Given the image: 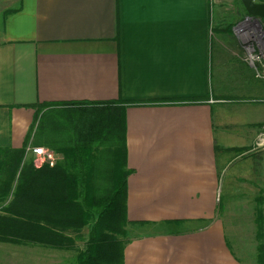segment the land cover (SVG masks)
Returning a JSON list of instances; mask_svg holds the SVG:
<instances>
[{"label": "crops", "instance_id": "obj_1", "mask_svg": "<svg viewBox=\"0 0 264 264\" xmlns=\"http://www.w3.org/2000/svg\"><path fill=\"white\" fill-rule=\"evenodd\" d=\"M210 14L211 0H0V148L25 144L39 103H130L123 264H264L261 208L236 223L217 202L225 163L264 127V101L246 100L264 76L232 64ZM75 232L71 248L8 251L74 264Z\"/></svg>", "mask_w": 264, "mask_h": 264}, {"label": "trees", "instance_id": "obj_2", "mask_svg": "<svg viewBox=\"0 0 264 264\" xmlns=\"http://www.w3.org/2000/svg\"><path fill=\"white\" fill-rule=\"evenodd\" d=\"M127 104L71 101L37 105L25 144L0 148V241L67 249L73 247L74 238L65 231L73 229L80 238L81 228L88 226L85 246L77 251L74 264H123L130 172L126 168ZM66 111L81 114L69 117L70 123L47 117ZM31 134L33 144L60 155L54 165L37 168L32 156L26 158ZM260 251L263 260L262 242Z\"/></svg>", "mask_w": 264, "mask_h": 264}, {"label": "rangeland", "instance_id": "obj_3", "mask_svg": "<svg viewBox=\"0 0 264 264\" xmlns=\"http://www.w3.org/2000/svg\"><path fill=\"white\" fill-rule=\"evenodd\" d=\"M246 15V10L241 0H211L210 30L213 33L219 32L218 35H213L212 41L215 43V37H220L224 45L232 50L231 57L235 58V60L232 59L233 65L237 62L244 66L245 62H250L255 71L253 72L251 68L249 70L248 67L247 69L258 80L260 77L256 75L264 76V40L260 41L255 37L253 38L251 36L253 32L250 31L252 28L243 26L241 22L244 21ZM256 19H259V17H256ZM244 27L248 29L246 30L248 31L247 33H242ZM227 28H229V32ZM262 29H264L263 23ZM246 100H249L247 102L264 101V98ZM52 114H49L47 117H57V119L70 123V118L79 116L81 113L66 111ZM263 129L264 127L261 128L252 145L240 149L237 153L238 155L240 154V158H231L225 163L222 183L225 182L228 188L224 187V191L217 194V202L219 203L220 210L224 211L225 216H229L230 218L234 216L236 223L237 221L251 223V215L254 214V204L256 208L260 207L264 214V150H259L260 148H264V144L257 145L259 138L263 135ZM40 130L42 131V128ZM29 157L31 156L28 155L26 158ZM231 177H233V181ZM86 231H88V226L81 228L79 232L81 237L77 238L75 248L69 251L72 261H74V253L77 251L76 247H83ZM123 237L126 238L127 234ZM0 244H2L0 247V264L22 263L19 255H12L8 251V248L15 247L19 249L24 246L13 245L9 242H0ZM229 244L231 245V243ZM73 245H75V239ZM258 255L259 262H261V251H259Z\"/></svg>", "mask_w": 264, "mask_h": 264}, {"label": "built area", "instance_id": "obj_4", "mask_svg": "<svg viewBox=\"0 0 264 264\" xmlns=\"http://www.w3.org/2000/svg\"><path fill=\"white\" fill-rule=\"evenodd\" d=\"M258 141L257 145L264 144V129L263 135ZM28 155L33 157V164L37 168L41 167L43 164L52 166L61 158L60 155L53 150L40 145H27L25 149V156Z\"/></svg>", "mask_w": 264, "mask_h": 264}, {"label": "flooded vegetation", "instance_id": "obj_5", "mask_svg": "<svg viewBox=\"0 0 264 264\" xmlns=\"http://www.w3.org/2000/svg\"><path fill=\"white\" fill-rule=\"evenodd\" d=\"M246 17H247V15H246ZM246 17H245L244 21L241 22L243 24V26H246V27L248 26L247 28L251 27L252 29H250V31L253 32V34L251 36H253V38L255 37L257 40L263 41L264 40V29H262V23L264 26V19L263 18L256 19V17H254V16H251L249 18H246ZM244 29H245V27H244Z\"/></svg>", "mask_w": 264, "mask_h": 264}, {"label": "water", "instance_id": "obj_6", "mask_svg": "<svg viewBox=\"0 0 264 264\" xmlns=\"http://www.w3.org/2000/svg\"><path fill=\"white\" fill-rule=\"evenodd\" d=\"M241 2L246 10V18L251 16L264 18V1L241 0Z\"/></svg>", "mask_w": 264, "mask_h": 264}]
</instances>
